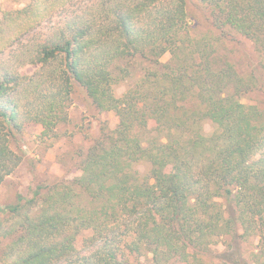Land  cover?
<instances>
[{
  "label": "trees",
  "instance_id": "16d2710c",
  "mask_svg": "<svg viewBox=\"0 0 264 264\" xmlns=\"http://www.w3.org/2000/svg\"><path fill=\"white\" fill-rule=\"evenodd\" d=\"M188 1L26 0L4 13L0 54L8 27L17 44L0 58V184L22 161L11 141L26 123L59 137L74 83L115 126L100 124L70 180L0 208L17 219L0 264H236L232 247L250 237L243 264H264V104L241 102L258 80L191 34ZM193 1L221 34L251 41L264 69V0Z\"/></svg>",
  "mask_w": 264,
  "mask_h": 264
},
{
  "label": "rangeland",
  "instance_id": "374dc122",
  "mask_svg": "<svg viewBox=\"0 0 264 264\" xmlns=\"http://www.w3.org/2000/svg\"><path fill=\"white\" fill-rule=\"evenodd\" d=\"M26 0H0V20H4L5 12H14ZM193 1V0H192ZM188 1L189 28L193 36L200 37L206 35L214 43L215 55L230 62L236 72L244 77L253 73L257 80V89H252L241 97V102L245 104H256L262 107L264 104V69L261 68L262 54L255 50L251 41L231 29H226L224 34L214 28L209 18V8L196 1ZM84 4H90V0H81ZM196 2V3H195ZM9 22V21H6ZM5 43L7 44L0 58L12 56L17 41L8 45L11 30L5 31ZM24 37H20L22 40ZM3 43V42H2ZM4 43V44H5ZM169 59V54H164L161 61ZM15 62H18L16 59ZM19 67V64L16 66ZM22 68L17 70L21 71ZM131 83V79L115 86V93L121 94ZM73 102L69 107L70 121L68 124L57 128L59 137L56 140L42 137L40 126L26 123L24 129L17 133L15 139L11 141V146L22 154L23 158L16 170L0 184V208L16 204L21 198L28 199L33 196L35 190L44 191L45 188L63 181L70 180L76 173L81 153L91 143V139L98 135L100 124L107 122V126L113 129L115 118L112 112L98 113L91 105L90 100L85 95V91L77 83L73 86ZM203 133L210 136L215 131V126L209 120L202 124ZM136 167L145 172L148 163L140 161ZM0 248H3L10 241L9 237L2 236L16 224L17 219H9L7 212H0ZM231 243L230 237H225V243L220 242L214 246V250L221 253L226 250V243ZM235 242H232V245ZM257 240L250 237L247 240L239 239L238 245L232 247L236 249L233 259L236 264L250 263L252 252L255 251ZM139 264H151L149 255L139 259ZM218 262V261H216ZM130 264H138L131 261Z\"/></svg>",
  "mask_w": 264,
  "mask_h": 264
}]
</instances>
